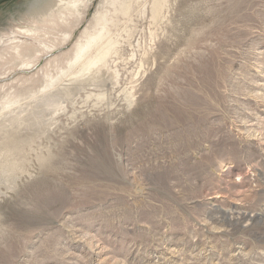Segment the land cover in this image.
Wrapping results in <instances>:
<instances>
[{
	"label": "rangeland",
	"instance_id": "1",
	"mask_svg": "<svg viewBox=\"0 0 264 264\" xmlns=\"http://www.w3.org/2000/svg\"><path fill=\"white\" fill-rule=\"evenodd\" d=\"M111 2L0 0V103L44 93L101 13L120 81L94 105L92 81L57 95L24 132L0 264H264V0H162L154 18L153 0Z\"/></svg>",
	"mask_w": 264,
	"mask_h": 264
},
{
	"label": "bare ground",
	"instance_id": "2",
	"mask_svg": "<svg viewBox=\"0 0 264 264\" xmlns=\"http://www.w3.org/2000/svg\"><path fill=\"white\" fill-rule=\"evenodd\" d=\"M64 1L65 0H59L60 5H63ZM131 1L133 0H112L111 4L115 12L128 15L129 9L131 8L130 6L132 5ZM160 3L162 5V0H153L151 4L150 10L152 12L153 18L158 16L161 10ZM104 15L106 16V14ZM104 15L101 13L96 17L95 26L92 31L85 30V39L83 42L75 46L73 54L67 60V66L64 68H59V71L58 73H56L57 76L55 78L54 76L46 77L44 84V93H42L41 95L38 94L39 96L34 95L33 97L30 95L32 97L30 100L22 103L20 102V104H18L19 100H17L16 103H18L17 105L15 104L16 106L14 105V107H11L12 103L14 102V98L1 101L3 103H0V119L8 117L5 118L4 121H6V124L10 127L5 129L3 131L2 136L0 137V173L8 172L9 170L13 169L15 164L21 163V161L25 158V153L23 150V145H25L24 137L28 135H25L24 132H26L27 129L30 128L31 134H29L27 138L34 140V138L40 137L37 136L38 131H36V129H34L35 131H32V125H35L36 128H41L46 124V120L50 119L49 117H51V115L49 112H53L54 114L55 112H58L59 108L56 107V105L51 108L52 110L50 109L51 111L47 110L49 107L52 106L53 103L57 102V100L54 101V98L57 95L70 94V92L73 91L72 89H74L75 91V87L80 86L82 84L90 83V81H92L93 83L91 82L92 84H90L92 92H85L86 94L84 97L85 102H88L90 99L94 100V105L103 101L106 98L108 94V92L106 91L108 89L109 83L117 85L120 82L118 80L119 72L117 73V70L109 71L110 65H108V61L111 56L113 57L114 55H117L118 51L116 45L118 41L117 38L114 39L109 35L108 20ZM50 86L52 88V91L46 90V88ZM112 88L114 89L115 87ZM133 93L134 92L132 91V89L128 91L123 90L124 99L128 106L133 103ZM43 103V108L47 111L40 108V105ZM16 110L19 111V114L17 115H15ZM21 114H25V122H27V124L23 122L24 117H21ZM9 117L10 119H12L9 120ZM18 120H22L21 123ZM39 157L37 156V158L41 160L45 156H41L39 154ZM8 159L12 160L9 164V167L6 166Z\"/></svg>",
	"mask_w": 264,
	"mask_h": 264
}]
</instances>
